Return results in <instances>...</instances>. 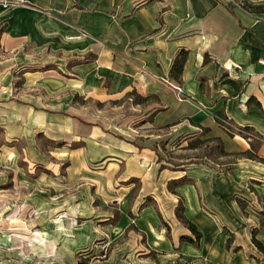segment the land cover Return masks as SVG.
<instances>
[{"label":"crops","instance_id":"1","mask_svg":"<svg viewBox=\"0 0 264 264\" xmlns=\"http://www.w3.org/2000/svg\"><path fill=\"white\" fill-rule=\"evenodd\" d=\"M180 50L188 55L178 83L169 71ZM90 101L101 106L97 121ZM217 112L264 139V13L237 0H0V140L76 143L61 152V186L83 182L84 193L112 204L120 214L106 230L153 252L155 263L264 262L251 241L256 228L264 245V163L219 164L203 154L206 164L174 166L153 148L175 137L183 148L199 136L220 138L230 153L247 150L245 138L217 124ZM179 178L189 181L169 191ZM179 199L198 245L180 241L193 235L175 216Z\"/></svg>","mask_w":264,"mask_h":264},{"label":"rangeland","instance_id":"2","mask_svg":"<svg viewBox=\"0 0 264 264\" xmlns=\"http://www.w3.org/2000/svg\"><path fill=\"white\" fill-rule=\"evenodd\" d=\"M90 104L89 117L97 121V108L101 106L97 102ZM106 115L108 119L114 113L107 110ZM136 120L133 127L141 125L140 114ZM145 130L137 129L139 134H146ZM1 133L0 128V138ZM35 141L0 140V264L155 263L153 252L136 251V246L129 243L126 236L115 238L106 230L109 223H114L117 211L110 207L112 204H99L88 190L85 194L83 182L61 186L66 175L61 152L76 147L71 146L76 143L63 146L59 140L40 138ZM178 141L175 137L169 144L164 141L154 144L157 160L174 166L206 164L202 155L215 152L213 141L194 151L177 148ZM178 156L183 160L175 163ZM228 160L222 157L216 161L221 164ZM56 164H59L58 171ZM52 249L54 251L50 252Z\"/></svg>","mask_w":264,"mask_h":264},{"label":"trees","instance_id":"3","mask_svg":"<svg viewBox=\"0 0 264 264\" xmlns=\"http://www.w3.org/2000/svg\"><path fill=\"white\" fill-rule=\"evenodd\" d=\"M237 1H239V3H241V5L248 11L264 13V5L253 8L249 6L245 0H237ZM187 55H188V52L186 50H180L178 54L176 55V57L174 58L170 71H169V75L173 77L178 83L181 81V73L183 70L184 63L187 59ZM204 60L206 61L207 57H205ZM131 94L133 95V93ZM134 97H135V101L138 103H143L148 99V97H140V96H135V95ZM215 120L220 127H222L228 134L232 136L235 134H238L245 139L249 135L253 136V139L248 140L249 148L242 152L230 153L224 149L223 142L220 140V138L212 137V138H207V139H200L199 136H196L195 138H192L191 140H189L185 148H189V149L198 148V147H201V145H203L206 142L213 141L215 143V147H214L215 152L209 154V157H211V159L213 160H217L219 157H226V158H229L228 162L234 163L236 162V159L244 157V158H249V159H253L258 162L264 163V157L258 155L259 146L262 142H264V139L252 127L238 125L235 122H233L231 119H229L226 115H224L222 112H217L215 114ZM207 131H208V128L201 127L200 134L202 135L206 133ZM76 145L77 144H72L71 146L74 147ZM158 158H160V156ZM162 167L164 166L162 165ZM187 181L189 180L186 178L170 180L167 183V188L169 191L176 193L175 188L179 185L186 183ZM146 201L147 200H145L143 205L146 204ZM237 202L240 208L243 210L246 203L239 198H237ZM261 213L264 214V210H261ZM175 216L181 223H183L185 226L189 228V230L191 231L193 235V236L183 235L180 237V241L181 242L187 241L194 245H198L200 237H201V233L196 228V226L184 216V206H183L181 199H179V202L175 208ZM118 217H119V211L117 210L115 212V217H114L113 222H115L118 219ZM256 235H257V229L253 228L251 230V241L257 247V249L262 254H264V245L258 240ZM231 238L232 236L229 237L227 241V246L230 244Z\"/></svg>","mask_w":264,"mask_h":264},{"label":"built area","instance_id":"4","mask_svg":"<svg viewBox=\"0 0 264 264\" xmlns=\"http://www.w3.org/2000/svg\"><path fill=\"white\" fill-rule=\"evenodd\" d=\"M176 90H177V94H178L179 98H182L180 87L176 86ZM251 139H253V136H250V135L247 136V138H246L247 141L251 140Z\"/></svg>","mask_w":264,"mask_h":264}]
</instances>
